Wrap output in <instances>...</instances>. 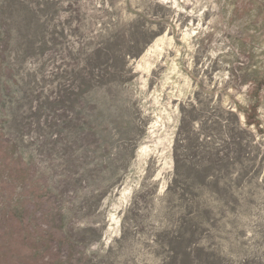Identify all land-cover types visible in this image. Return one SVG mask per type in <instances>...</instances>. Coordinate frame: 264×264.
Instances as JSON below:
<instances>
[{
    "label": "rangeland",
    "instance_id": "rangeland-1",
    "mask_svg": "<svg viewBox=\"0 0 264 264\" xmlns=\"http://www.w3.org/2000/svg\"><path fill=\"white\" fill-rule=\"evenodd\" d=\"M0 264H264V0H0Z\"/></svg>",
    "mask_w": 264,
    "mask_h": 264
},
{
    "label": "trees",
    "instance_id": "trees-1",
    "mask_svg": "<svg viewBox=\"0 0 264 264\" xmlns=\"http://www.w3.org/2000/svg\"><path fill=\"white\" fill-rule=\"evenodd\" d=\"M198 104H193V103H188L186 105L181 106L180 111H181V123H180V127H179V135L178 138L176 140L175 143V150L176 153H178V148L180 147V144L182 142V134L184 133V131L188 130L189 128H191L193 126V123L198 119L196 112L199 109V106H197ZM229 114H231L232 116H234L235 119L238 120V115L237 113H234L231 110L227 111ZM248 125H250V122H247ZM174 161H175V168L176 171L179 173V169H180V165H181V161L178 157V155L176 154L174 156Z\"/></svg>",
    "mask_w": 264,
    "mask_h": 264
}]
</instances>
